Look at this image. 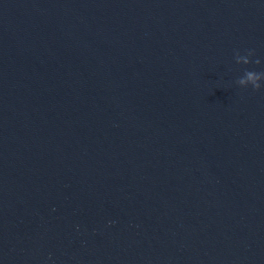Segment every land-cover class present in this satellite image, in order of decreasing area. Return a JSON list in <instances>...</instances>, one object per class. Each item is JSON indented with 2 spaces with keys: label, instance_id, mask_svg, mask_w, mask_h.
<instances>
[{
  "label": "water",
  "instance_id": "95a60500",
  "mask_svg": "<svg viewBox=\"0 0 264 264\" xmlns=\"http://www.w3.org/2000/svg\"><path fill=\"white\" fill-rule=\"evenodd\" d=\"M245 71L264 0H0V264H264Z\"/></svg>",
  "mask_w": 264,
  "mask_h": 264
},
{
  "label": "clouds",
  "instance_id": "9594fccd",
  "mask_svg": "<svg viewBox=\"0 0 264 264\" xmlns=\"http://www.w3.org/2000/svg\"><path fill=\"white\" fill-rule=\"evenodd\" d=\"M254 51L249 50L247 55H240L239 52L236 53L235 59L237 63L243 62V64H248L250 63L249 57L253 56ZM255 63L259 64L260 61L256 60ZM264 79V72H255V71H245L243 77L239 78L237 80V83L241 87H245L251 83V86L254 90H259L261 88V83L260 81Z\"/></svg>",
  "mask_w": 264,
  "mask_h": 264
}]
</instances>
